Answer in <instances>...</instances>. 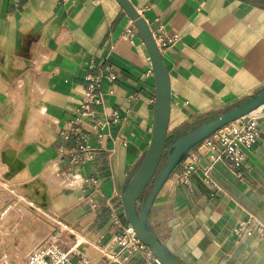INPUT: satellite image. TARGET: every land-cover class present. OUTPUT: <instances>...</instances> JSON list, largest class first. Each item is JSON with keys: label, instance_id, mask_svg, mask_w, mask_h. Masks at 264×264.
Returning <instances> with one entry per match:
<instances>
[{"label": "crops", "instance_id": "0c3cea01", "mask_svg": "<svg viewBox=\"0 0 264 264\" xmlns=\"http://www.w3.org/2000/svg\"><path fill=\"white\" fill-rule=\"evenodd\" d=\"M130 2L167 70L168 133L205 122L264 87V0ZM166 37L173 40L163 44ZM105 66L116 78H101L103 105L93 121L81 122L100 149L92 162L75 164L72 141L61 132L79 116L86 77ZM155 103L148 51L115 0H20L17 8L0 0V176L23 196L10 204L0 187V263L23 262L48 240L55 219L75 229V236L58 238L64 249L77 240L91 264L104 262L102 248L128 224L122 194L149 147ZM255 116L260 134L242 177L203 147L197 166L217 183L214 194L200 171L180 183L182 162L154 199L149 226L184 264H264V239L235 234L242 219L264 222V104ZM96 120L103 126H93ZM219 131L209 137L217 141ZM129 264L144 260L133 256Z\"/></svg>", "mask_w": 264, "mask_h": 264}, {"label": "built area", "instance_id": "2783aa9c", "mask_svg": "<svg viewBox=\"0 0 264 264\" xmlns=\"http://www.w3.org/2000/svg\"><path fill=\"white\" fill-rule=\"evenodd\" d=\"M19 2L20 0H12L16 8L19 6ZM172 40L173 38L166 37L161 39V42L164 44ZM156 44L159 46L157 41ZM101 78L112 82L116 77L109 66L104 67L101 75L87 76V85L78 107L79 116L71 121L67 131L61 132V136L65 140L70 139L72 141L69 159L70 162L75 164L85 161L92 162L100 149L91 144L81 122L83 119L93 121V115L96 112L94 108L103 105V94L100 90ZM255 114L256 112L249 114L240 123L230 125L226 130L220 129L217 141L209 136L206 137L196 146V151H191L183 161L181 170L176 172L177 180L184 185H188L191 176L200 171L202 181L211 191V194L213 195L214 191L218 189L217 183L209 170L197 166L198 152L203 147L214 151L217 158L224 160L236 176L242 177V168L245 164L247 150L255 143L260 134ZM117 117L118 115L114 113L113 120L115 121ZM91 124L98 128L103 126L100 120H96ZM98 141L101 142V139L99 138ZM89 180L94 184L97 183L94 178H89ZM0 187L11 195L13 200L23 199V196L18 195L15 188L2 176H0ZM62 234L75 236V229L59 219L53 220V229L48 240L30 252L20 264H91L89 258L83 252L78 251L79 243L77 240L67 249L59 244L58 238ZM235 234L238 238L255 235L264 239V222L253 218L242 219L235 227ZM101 254L104 259L102 264H129V260L133 256L142 258L144 264L159 263L150 248L136 237L134 229L129 224L121 227L113 235L109 243L102 248Z\"/></svg>", "mask_w": 264, "mask_h": 264}, {"label": "water", "instance_id": "95a60500", "mask_svg": "<svg viewBox=\"0 0 264 264\" xmlns=\"http://www.w3.org/2000/svg\"><path fill=\"white\" fill-rule=\"evenodd\" d=\"M115 1L132 20L146 46L156 88L152 137L142 162L130 174L122 194L124 216L134 229L136 237L150 248L160 264H184L149 228L148 217L154 199L169 175L187 158L193 148L225 125L256 112L264 104V87L248 96L246 100L205 122L191 126L178 134L168 133L170 82L159 48L147 21L138 13L130 0ZM163 160L164 163L161 165Z\"/></svg>", "mask_w": 264, "mask_h": 264}, {"label": "trees", "instance_id": "16d2710c", "mask_svg": "<svg viewBox=\"0 0 264 264\" xmlns=\"http://www.w3.org/2000/svg\"><path fill=\"white\" fill-rule=\"evenodd\" d=\"M164 163V160L161 162V165ZM150 188H151V185L148 187V192L150 191ZM148 192H147V194H148ZM149 228H150V226H149ZM151 229V228H150Z\"/></svg>", "mask_w": 264, "mask_h": 264}, {"label": "rangeland", "instance_id": "374dc122", "mask_svg": "<svg viewBox=\"0 0 264 264\" xmlns=\"http://www.w3.org/2000/svg\"><path fill=\"white\" fill-rule=\"evenodd\" d=\"M145 194H146V193H145ZM14 202H15V200H11V201H10V204H15ZM0 264H2V263H0Z\"/></svg>", "mask_w": 264, "mask_h": 264}]
</instances>
